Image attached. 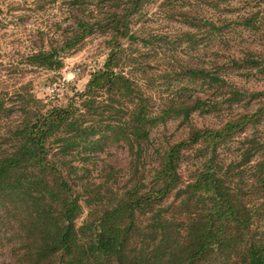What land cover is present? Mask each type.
<instances>
[{
	"label": "trees",
	"instance_id": "obj_1",
	"mask_svg": "<svg viewBox=\"0 0 264 264\" xmlns=\"http://www.w3.org/2000/svg\"><path fill=\"white\" fill-rule=\"evenodd\" d=\"M143 1L130 0L98 24L111 31L112 49L83 92L59 108L26 104L22 121L0 135V232L12 224L15 228L13 236L20 243L11 249L15 264H264V141L246 138L229 163L219 154L234 135L264 122V103L255 113L217 129L191 126L185 139L157 152L155 168L145 174L141 169L143 143L157 118L147 98L135 94L133 81L115 70L122 55L120 40L130 37L128 19ZM255 22L249 17L242 24L255 28ZM76 26L70 43L60 50L93 32L80 18ZM57 54L54 48L41 51L33 62L58 70L62 62ZM189 70L192 78L218 80L208 71ZM104 93L105 104L121 103L123 120L105 126L92 120L119 114L114 105L97 101ZM211 103L196 98L171 104L170 110L189 121L196 112H209ZM0 111L11 114L13 108L0 104ZM103 128L126 144L131 180L122 192L106 183H82L79 192L72 181L77 168L61 160L81 143L89 149L98 146L102 136L90 138ZM52 146L59 147L54 154L61 156L59 161L51 159ZM192 151L203 160L185 181L180 170ZM115 172L109 167L107 176L112 179Z\"/></svg>",
	"mask_w": 264,
	"mask_h": 264
},
{
	"label": "rangeland",
	"instance_id": "obj_2",
	"mask_svg": "<svg viewBox=\"0 0 264 264\" xmlns=\"http://www.w3.org/2000/svg\"><path fill=\"white\" fill-rule=\"evenodd\" d=\"M129 1L0 0V104L13 108L11 114L0 111V135L22 121L21 110L26 104L59 108L84 91L91 74L102 68L112 49L111 31L98 24L111 11L125 9ZM249 17L256 21L255 28L243 26ZM79 18L89 23L93 32L71 48L60 50L70 43ZM128 21L130 37L120 40L122 55L115 71L133 81L135 94L147 98L157 118L143 143L144 174L157 166V152L185 139L191 126L217 129L255 113L264 103V0H144ZM53 48L62 62L60 69L49 70L33 62L38 52ZM194 68L208 71L218 80L192 78L189 69ZM76 69H80L77 74ZM63 80L61 98L49 100L47 88ZM196 98L212 102L209 112H196L189 121L171 114V104ZM107 99L105 93L97 97L103 104ZM108 104L119 109L118 116L111 119L105 113L103 119L97 116L92 120L105 126L125 118L121 103ZM104 128L90 138L94 141L102 136L98 146L89 149L81 143L61 160L77 168L72 181L79 192L82 183L89 187L106 183L112 191L122 192L131 180L132 157L126 144L115 141ZM251 136L264 141V122L234 135L220 147V158L229 163L238 157L245 139ZM6 143L10 147L11 143ZM58 149H50L55 161L61 157L54 156ZM202 160L193 151L185 154L180 170L185 181L193 177ZM109 167L116 170L112 179L107 176ZM14 229L12 224L0 232V264H15L11 249L20 243L13 236Z\"/></svg>",
	"mask_w": 264,
	"mask_h": 264
},
{
	"label": "built area",
	"instance_id": "obj_3",
	"mask_svg": "<svg viewBox=\"0 0 264 264\" xmlns=\"http://www.w3.org/2000/svg\"><path fill=\"white\" fill-rule=\"evenodd\" d=\"M80 69H76L75 73H79ZM64 90V80L63 81H57L53 83L51 86L47 88V96L49 97V100L56 101L57 99H60Z\"/></svg>",
	"mask_w": 264,
	"mask_h": 264
}]
</instances>
